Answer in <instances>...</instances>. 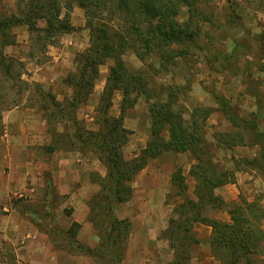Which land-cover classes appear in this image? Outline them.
<instances>
[{"label": "rangeland", "instance_id": "rangeland-1", "mask_svg": "<svg viewBox=\"0 0 264 264\" xmlns=\"http://www.w3.org/2000/svg\"><path fill=\"white\" fill-rule=\"evenodd\" d=\"M30 1L1 0L0 11L6 15H23ZM188 1L192 3V10L182 2L178 19L184 26L189 24L190 30L197 35L186 44V54L180 55L169 70H162L160 59L154 55L142 61L134 52L128 51L124 58L130 70H142L146 75L151 94H162L166 99L168 93H174L177 97L176 109L183 112L187 119H190L192 111L198 106L213 109L205 128L207 149L218 172H233L235 182L215 190L225 203L219 204L215 209L207 207L204 215L210 219L230 221L228 211L242 198L259 200L264 205V169L259 167L262 163L261 149L253 143L255 134L244 132L246 142L231 148L220 146L217 140L220 133L236 131L219 103L222 98L242 117L252 119L255 115L259 128L264 131V0ZM70 20L74 30L57 37L54 44L48 45L46 49L40 50L39 47L35 50V56L31 55L34 37L25 26L14 29L17 42L5 49L6 55L22 63L18 67L23 72L24 82L9 80L0 88V137L5 134L4 118L7 112L17 109L20 118L28 116L41 123V126L36 124L32 128L34 133L44 138L30 147L33 154L40 156L39 165L48 163L45 159L47 157L56 160V157L60 159L72 155L71 161L64 163L65 177L73 175L72 181L57 180L56 174L50 169H40L42 179L37 180L36 184L31 181L28 183L31 187H41L39 192L21 191L12 197V203L19 207L20 218L27 223L22 228L23 235L32 230L33 233L44 234L36 240L45 244L44 250L57 259L56 264H112L116 252L122 256L117 264H172L174 253L163 232L170 219L175 216V206L182 201L178 189L172 186V175L178 168L182 169L185 176L188 196L197 199L194 194L197 182L190 174V169L197 160L190 152H168L150 160L135 177L130 200L117 204L113 209L108 203H103V209H98L106 228L113 217L128 222L127 226L122 225L117 248H100L102 239L95 227L99 237L96 246L91 247L77 237L81 224L76 218L91 222L94 196L101 191L100 184L93 178L105 176L107 168L91 152L82 154L63 149L47 151L45 148L52 142V135L47 130L46 120L39 108L30 106L33 104L32 100L26 101L28 90L34 91L37 84L54 92L59 100L72 95V90L65 85L64 79L69 72L76 70V55L89 48L90 31L86 25L85 11L76 4L70 13ZM38 23L40 27L46 25L45 20H39ZM183 47L175 46V49L182 50ZM112 64L113 61L108 60L101 66L100 76L89 101L78 111V117L93 130L98 129L96 109ZM24 87H28V90L22 89ZM20 90L22 103L10 108L13 99L20 96ZM217 96L220 97L219 101ZM121 101V93L116 92L110 110L113 116L120 115ZM149 106V99L140 95L136 105L125 116L124 125L132 131L129 142L123 147L127 159L137 156L150 139ZM58 127L63 129L62 126ZM14 154L17 155L16 152ZM62 184L75 188L88 187L90 194L85 210L82 207L75 209L70 203L71 195L56 194L54 189ZM226 187L227 197L223 195ZM95 214L96 211L93 212ZM74 222L80 226H73ZM71 228L73 232H69ZM195 230L202 245L193 248L197 250L198 247L199 255L192 252L190 264H228L227 250L209 248L212 228L197 223ZM118 234L114 233L115 236ZM27 240V237H23L15 245L4 244L0 264H42V256L28 258L25 253L16 251L28 245ZM87 248L95 249L96 254L88 253ZM256 262L264 264V256L258 255Z\"/></svg>", "mask_w": 264, "mask_h": 264}, {"label": "trees", "instance_id": "trees-1", "mask_svg": "<svg viewBox=\"0 0 264 264\" xmlns=\"http://www.w3.org/2000/svg\"><path fill=\"white\" fill-rule=\"evenodd\" d=\"M182 2L192 10V3L188 0H31L23 15H6L0 11V88L9 80L24 82L23 72L18 67L22 63L5 53L7 47L17 42L16 27H27L34 37L31 55L35 56L36 49H46L54 44L57 37L74 30L70 13L74 4L82 8L90 31V46L76 55V70L69 72L64 79L72 95L59 100L54 92L45 90L40 84L35 85L34 91L28 87L22 89L29 92L26 101L32 100L30 106L39 108L46 120L47 130L52 135V142L45 148L47 151L91 152L107 168L105 176L93 178L100 184L101 191L94 196L90 220L100 232V248H117L122 225H128L127 221L113 217L106 228L102 213L98 211L103 203H108L113 209L117 204L130 200L132 183L150 160L168 152H190L197 160L190 169L197 182L194 189L197 199L188 196L185 176L178 168L172 175V186L178 189L182 201L175 206V216L163 232L174 253L172 264H190L193 248L202 242L195 230L197 223L212 228L211 247L227 250L228 264H256V257L264 256V205L259 200L242 198L228 211L230 221L210 219L204 215L207 207L215 209L225 203L215 190L235 182L233 172H218L207 149L205 128L213 109L198 106L187 119L176 109L174 93H168L166 99L162 94H151L146 75L142 70H130L124 58L128 51L134 52L142 61L154 55L160 59V68L169 70L180 55H185L186 44L197 33L178 19ZM39 20H45L46 25L40 27ZM175 46H184V49L177 50ZM108 60L113 64L96 109L98 129L93 130L78 117V111L89 101L100 76V68ZM21 92L18 98L13 99L10 108L22 103ZM116 92L122 95L119 116L110 113ZM140 95H145L150 102L151 135L141 152L127 159L123 147L129 142L132 131L125 127L124 120ZM219 98L217 96L218 101ZM219 103L236 130L218 134L220 146L231 148L244 144V132H253V143L261 149L262 163L259 167L264 169V131L259 128L256 116L252 119L242 117L230 108L224 98ZM1 130L0 127V134ZM73 226L80 224L74 222ZM69 232H73V228ZM116 232L118 236L114 235ZM87 251L96 254L93 248H87ZM121 259L122 256L116 252L112 264L119 263Z\"/></svg>", "mask_w": 264, "mask_h": 264}, {"label": "crops", "instance_id": "crops-1", "mask_svg": "<svg viewBox=\"0 0 264 264\" xmlns=\"http://www.w3.org/2000/svg\"><path fill=\"white\" fill-rule=\"evenodd\" d=\"M4 123L6 124L5 134L0 137V254L3 253L2 247L4 244L11 243L15 245L20 238L27 237V242L29 244L16 249L18 253H25L28 258L39 255L42 256V264H56L57 259L53 257L50 252L44 250L46 247L45 244L40 240H36L40 235L44 236V234L33 233L32 230L31 232L29 231L27 235H23L22 228H25L24 225L27 223L20 218L21 214L19 207L13 204L11 199L21 191L33 192L36 190L39 192L41 187H31L28 183L31 181L32 184H36L37 180H40V178L42 179L40 169H50L56 174L57 180L63 181L66 179L72 181L74 176L65 177L64 173L66 171L64 170L66 166L64 163L68 160L71 161L70 157L72 155H66L67 157L63 156L60 157V159L56 157V160L47 157L48 159H45L48 163H43L41 166L39 165L40 156L35 153L33 154L32 150H30V147L37 144L41 138H44V136H38V134L34 133V129L32 128L33 126L35 128L36 124L41 126V123L36 122V120L28 116L20 118V112L17 111V109H12L7 112ZM14 152H16L17 155H15ZM7 168L10 169L8 170ZM42 188L44 189V187ZM227 189L228 187H226V189H224L225 192H223L225 197H227ZM54 190L56 194L71 195L70 203L76 210L78 207H82L84 210L86 209V202L90 194V190L87 186L75 188V186L62 184ZM76 221L81 224V230L77 236L78 239L91 247L96 246L99 242V237L94 230L93 224L81 218H76ZM198 224L204 226V224ZM26 227L29 228L28 225ZM209 248H211V246H209ZM192 252L198 256V247L197 250H193Z\"/></svg>", "mask_w": 264, "mask_h": 264}]
</instances>
